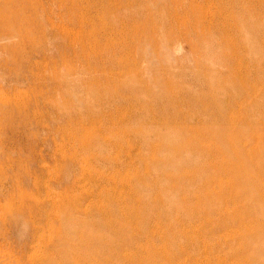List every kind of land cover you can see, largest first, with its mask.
I'll list each match as a JSON object with an SVG mask.
<instances>
[{"label": "rangeland", "instance_id": "1", "mask_svg": "<svg viewBox=\"0 0 264 264\" xmlns=\"http://www.w3.org/2000/svg\"><path fill=\"white\" fill-rule=\"evenodd\" d=\"M0 264H264V0H0Z\"/></svg>", "mask_w": 264, "mask_h": 264}]
</instances>
